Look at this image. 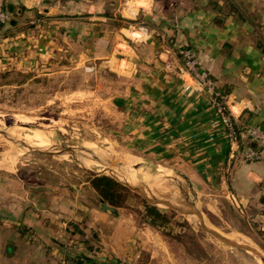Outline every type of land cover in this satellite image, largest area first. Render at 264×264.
<instances>
[{
  "label": "crops",
  "instance_id": "crops-1",
  "mask_svg": "<svg viewBox=\"0 0 264 264\" xmlns=\"http://www.w3.org/2000/svg\"><path fill=\"white\" fill-rule=\"evenodd\" d=\"M4 3L9 20L0 27V75L110 69L115 45L127 43L128 58L112 61L129 76L113 96L123 114L119 134L137 155L179 170L194 193L202 185L230 203L234 198L247 219L264 225V161H245L242 148L230 147L205 90L183 89L189 78L180 57L183 47L194 50L240 127L263 125L264 0ZM134 22L144 25L143 35L128 31ZM252 147L264 155V140ZM59 176L36 177L25 189L19 177L0 175V264H121L118 210H100L88 177ZM173 185L185 194L182 182Z\"/></svg>",
  "mask_w": 264,
  "mask_h": 264
},
{
  "label": "rangeland",
  "instance_id": "rangeland-1",
  "mask_svg": "<svg viewBox=\"0 0 264 264\" xmlns=\"http://www.w3.org/2000/svg\"><path fill=\"white\" fill-rule=\"evenodd\" d=\"M125 35L129 37L130 33L125 31ZM125 44L115 45L116 54L109 58L110 69L97 67L88 71L83 66L52 67L36 72L35 76L13 71L7 77H0V175L19 177L22 180L20 187L25 189L39 182L36 177L55 182L59 175L67 179L71 176L92 179L94 174H102L116 181L109 172L103 171L102 165L92 160H100L99 157L124 167L138 183L149 187L157 176L168 174L172 185L168 192L160 194L169 193L190 202L200 212L206 226L248 244L264 255V232L253 217L247 219L245 209L241 213L235 204L211 195L202 185L198 186V193H194L195 187L179 170L150 156L137 155L122 133L119 134L123 114L113 105V96L124 88L129 76L124 69H117L112 61L128 58ZM34 130L38 131L32 132ZM3 131L38 148L72 147L80 152V156L75 160L68 155L31 150L12 142L2 134ZM80 161L89 165L84 167ZM176 181L185 185V194L173 185ZM123 187V204L116 207L121 229L115 233L119 238L117 243L124 248L117 259L121 264H260L252 253L227 246L205 232L197 215H184L174 208L154 205L138 192ZM145 202L168 215L169 222L164 230L145 221ZM110 234H105V245L113 241L107 237Z\"/></svg>",
  "mask_w": 264,
  "mask_h": 264
},
{
  "label": "built area",
  "instance_id": "built-area-1",
  "mask_svg": "<svg viewBox=\"0 0 264 264\" xmlns=\"http://www.w3.org/2000/svg\"><path fill=\"white\" fill-rule=\"evenodd\" d=\"M8 20L9 12L4 0H0V27L5 25ZM127 29L135 35H143L144 25L134 22L133 24H128ZM180 56L183 71L189 78V81L184 83L183 89L188 92L192 90H205L208 93V101L218 116L222 133L230 147L232 146L236 149L242 148V155L245 161H264V155L261 151L252 147L253 142L256 143L264 140V124L258 127H240L232 115L226 95L217 88L216 83L210 77L209 73L205 69H200V63L194 50L190 47H183L180 50ZM232 200L240 212L243 213L242 208L239 207L234 198ZM261 230L264 232V225L261 226Z\"/></svg>",
  "mask_w": 264,
  "mask_h": 264
},
{
  "label": "water",
  "instance_id": "water-1",
  "mask_svg": "<svg viewBox=\"0 0 264 264\" xmlns=\"http://www.w3.org/2000/svg\"><path fill=\"white\" fill-rule=\"evenodd\" d=\"M2 134L5 137H7L8 139L12 140V142L25 145L28 148H30L31 150L46 152V153H50L53 155H68L75 160H77V157L80 156V152H78V150H76L72 147L60 146V147H53V148H49V149H40V148L31 147V146L27 145L26 143H24L23 141L12 138L8 135V133H6L4 131L2 132ZM252 145H254V142L252 143ZM120 158L124 159L123 156H121ZM92 160H94L98 164L102 165L104 167L103 171L109 172L112 176H114L116 178V181L118 183L123 184V186H126L135 192H138L145 199H147V200L149 198L150 199H156L160 202V204H163V206H166L169 208H174L184 215H193V214L197 215L199 217L200 226L205 232L212 235L214 238L218 239L219 241H221L222 243H224L227 246L243 249L247 252L252 253L258 259V261H260L262 264H264V255L259 253L255 248L251 247L248 244L233 240V239L227 237L226 235L218 232L217 230L206 226L205 223L202 221L200 212L190 202L182 201L178 198H175L174 196H172L169 193L155 194L151 190H148V188H149L148 186L140 184L138 182L126 183L114 175V173H115V171H114L115 169L113 168L114 166H112L111 164L106 163L102 160H98L96 158H92ZM100 210L109 211L111 213L116 214V209L114 207L106 204L103 199H100ZM75 264H85V263H75ZM96 264H98V263H96Z\"/></svg>",
  "mask_w": 264,
  "mask_h": 264
},
{
  "label": "trees",
  "instance_id": "trees-1",
  "mask_svg": "<svg viewBox=\"0 0 264 264\" xmlns=\"http://www.w3.org/2000/svg\"><path fill=\"white\" fill-rule=\"evenodd\" d=\"M7 8V7H6ZM8 10V9H7ZM181 57V56H180ZM21 74L18 72H14ZM11 72L1 74L0 77H7ZM91 184L104 202L114 208L123 204L124 193L121 195L125 188L117 181L107 175H93ZM123 196V197H122ZM144 218L148 225L164 230L169 222V217L161 211L158 207L150 205L149 203L144 204ZM106 264V263H101Z\"/></svg>",
  "mask_w": 264,
  "mask_h": 264
},
{
  "label": "bare ground",
  "instance_id": "bare-ground-1",
  "mask_svg": "<svg viewBox=\"0 0 264 264\" xmlns=\"http://www.w3.org/2000/svg\"><path fill=\"white\" fill-rule=\"evenodd\" d=\"M36 131H38V130H34V131H32V132H36ZM29 146H31V145H29ZM31 147H34V146H31ZM35 148H38V147H35ZM40 149H47L48 147H45V146H43V147H39ZM50 148H53V146L52 147H50ZM93 151V150H92ZM93 153L94 154H96V156H98L97 155V153L96 152H94L93 151ZM99 157V156H98ZM127 158V157H126ZM99 159L100 160H102V161H104V162H106V163H109V164H111L112 166H114L113 168L115 169H113L114 171H115V173H114V175L117 177V178H119L120 180H123L124 182H126V183H131V182H137L136 181V179H134V176L133 175H131L130 173H128L127 171H125V168L124 167H122V166H120V165H118L117 163L116 164H113V163H111L110 161H108L105 157H99ZM11 161H13V159H11L9 162L11 163ZM138 161V160H137ZM3 162V161H2ZM10 163H8V165L10 164ZM133 163V162H132ZM136 163V162H135ZM134 163V164H135ZM138 163V162H137ZM80 164L82 165V166H84V167H87L89 164H88V162H86V161H80ZM127 169V168H126ZM136 174V173H135ZM168 179H169V175L167 174V176H166ZM165 177V178H166ZM165 178H163L162 176H157L156 178H155V180H154V183L153 184H151L150 185V187L148 188V190H151L152 192L154 191V192H156L157 194H160L159 192H168L169 190H170V187L168 186V184L169 183H166V181H165ZM153 190H152V189ZM146 190V189H145ZM153 192V193H154ZM177 194V193H176ZM179 198H181V197H179ZM148 201L150 202V203H152V204H154V205H157V206H159V205H161V206H163V204H160V202L158 201V200H156V199H148ZM234 240V239H233ZM260 262V261H259ZM260 264H262L261 262H260Z\"/></svg>",
  "mask_w": 264,
  "mask_h": 264
}]
</instances>
